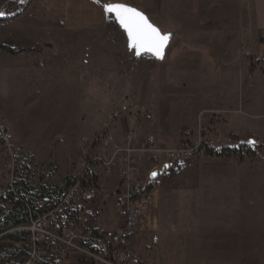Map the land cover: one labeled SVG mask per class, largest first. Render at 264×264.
I'll list each match as a JSON object with an SVG mask.
<instances>
[{"label": "rangeland", "instance_id": "rangeland-1", "mask_svg": "<svg viewBox=\"0 0 264 264\" xmlns=\"http://www.w3.org/2000/svg\"><path fill=\"white\" fill-rule=\"evenodd\" d=\"M91 1L99 12L85 16L88 24L51 31L43 20L35 33L41 47L39 41L37 50L21 55L7 52L28 40L21 35L18 41L15 18L0 24V195L14 191L17 182L32 186L37 199L64 191L93 157H104L91 142L109 131L120 142L131 134L138 146L153 137L159 149L185 150L187 155L176 169L154 180L146 156L140 155L130 182L143 188L150 182L153 190L138 202L146 209L155 194L170 217L160 221L164 227L159 226L158 233L149 230L145 214L146 229L131 238L132 264H185L192 253L186 244L191 241L194 250L195 239L202 243L214 235L194 226L196 205L200 212H211L200 220L206 229L215 234L230 231L226 235L236 237L246 232L248 244L256 247V234L264 231V77L259 76L264 75V0ZM161 1L168 17L160 29ZM107 3H124L144 14L146 6L152 8L148 12L157 21H150L162 33L172 34L165 59L130 52L125 33L104 12ZM75 4L54 0L43 17L62 21ZM238 4L248 6L246 19L239 18ZM22 5L19 0H0L4 13L0 17L21 13ZM38 10L35 21L44 11ZM245 25L247 34L236 35ZM219 28L220 35L213 33ZM184 35L200 40L184 50L175 43ZM185 52L190 58L188 74L180 69ZM32 60L29 69H34V77L18 76L17 67ZM22 78L33 80L23 94L17 90ZM116 110H121V120L110 125L108 117ZM116 162L109 175L105 165L97 167L101 198L88 206L91 217L84 220L88 226L107 230L124 226L116 195L126 186L120 178L123 162ZM243 195H259L263 203L249 205L248 211V205L237 201ZM195 197L200 202L211 197V203L196 204ZM231 197L234 200L227 201ZM9 209L4 205L5 211ZM245 211L256 214L241 226L229 221L234 219L232 212ZM9 233L0 235V264H21L31 251L28 239L15 242ZM154 234L157 243H152ZM207 254L194 252L192 258L205 262ZM247 254L248 260L264 264V251Z\"/></svg>", "mask_w": 264, "mask_h": 264}, {"label": "built area", "instance_id": "built-area-1", "mask_svg": "<svg viewBox=\"0 0 264 264\" xmlns=\"http://www.w3.org/2000/svg\"><path fill=\"white\" fill-rule=\"evenodd\" d=\"M121 115V110L113 112L108 117L109 124H116ZM91 148L100 150L104 157H93L71 177L58 199L46 197L38 201L36 215H30V221L19 228L28 234L31 250L21 264H132L131 238L146 229L144 209L138 202L144 188L130 182L138 170L140 155L146 156L152 172L165 165L176 169L187 155L185 150L159 149L153 137L147 138L141 146L134 144L131 134L125 135L120 142L110 131L95 138ZM117 159L123 162L120 178L126 186L116 195V206L124 226L115 230L88 226L84 222L91 217L88 206L101 198L97 167L105 165V173L109 175ZM151 240L157 243L159 238L154 234Z\"/></svg>", "mask_w": 264, "mask_h": 264}, {"label": "crops", "instance_id": "crops-1", "mask_svg": "<svg viewBox=\"0 0 264 264\" xmlns=\"http://www.w3.org/2000/svg\"><path fill=\"white\" fill-rule=\"evenodd\" d=\"M19 1L23 2V5L24 4L26 5V7H25V5L24 6L22 5L21 9H19L20 11L22 10L21 13L18 12L14 16H11V17L7 16V17H1V18H6L8 20H11V19L13 20L15 18V21L17 22L16 23V26H17L16 27L17 28L16 33H17V35L20 33L17 36L18 41H20L19 39H20L21 35L23 37L25 36L26 38H28V40L25 43H23L21 46H19L18 48L9 47L13 50L7 49L10 51H14V52H18V51L23 50L24 52L22 54L29 52V51L37 50L39 46H37L36 43H38L39 41H40L39 44L41 47L42 40H40V39L37 40V38H35L37 26L42 25L45 22H47V23H49V26H51L53 28L51 31H54V30L59 31V29H62V28L66 29L67 26L68 27L79 26V25H83L82 23L88 24V22L85 20L86 19L85 16L89 15L90 12H91V14L93 13L96 16V14H98V12H99L97 4H95L91 0H74V3H76L75 8L71 9L70 12L66 11L68 14L67 18L62 19V21H55L54 22V21L50 20L49 17H47V18L43 17V14L45 13V11H48L49 8L52 7L54 0H44L42 3H39V0H31L32 1L31 3L29 2L30 0H19ZM238 2H239V0H238ZM71 7H72V5H71ZM243 7L244 8H242L241 4L237 5V9H239V18H242V16H245V19H246V17H248V6L246 5ZM37 8H39L40 11H41V9H44V11H43L42 15L40 16L41 20L35 21L34 18L39 15L38 14L36 16H33L34 14H36L35 12L37 11ZM45 8H46V10H45ZM150 9L152 10V8L146 6L145 10H144L145 14L148 15L147 16L148 18H150L152 21L155 22L157 20L155 18L152 19L149 12H148V10H150ZM251 9L256 12L254 7L253 8L250 7V11H251ZM159 11H160V17H159L160 23L158 24L159 25L158 27H160V29H161V27H163V25H164L165 20L167 23V17H168L167 9L165 10V7L162 4V1L160 2ZM87 12H89V13L87 14ZM43 20H45V22ZM166 26H169V25L167 24ZM179 27H180L181 31L187 32L184 30L183 24L182 25L179 24ZM244 28H246V25L244 26ZM221 31L222 30H220V28H219V29H216L215 31H213V33H217L218 35H220ZM236 33H237L236 35H240L242 33L244 35H246L247 34V28L243 29V30H236ZM219 38H220V36H218V38L216 36L217 41L220 40ZM198 39L200 40V37L195 39L191 35H187V36L184 35V36H179L178 41H175V43H177L179 45H183L184 50H186L185 45L197 43ZM171 44H173V41L171 42ZM171 44H170V46H171ZM186 53L187 52H185L184 57L182 58V60H184V61H182L183 63H182V66L180 67V69L183 72L182 74H188L185 70H187V68H188L186 63L190 62V60H189L190 58L185 56ZM20 55H21V53H20ZM186 58L188 59L187 61H185ZM32 66H33V60L30 64H25V66L23 64L20 65L19 67H17L18 68L17 69V71H18L17 75L23 76L25 74V75H27V77H34V69L33 70L29 69L30 67L32 68ZM199 66H201V65H199ZM195 68L196 67H193L192 69L195 70ZM201 68L202 67H199L198 69L201 70ZM20 73H21V75H20ZM259 76L264 77L263 74H260ZM31 81H33V80H31ZM31 81H29L28 79L26 81L22 78V80L19 82V85L17 86L19 88L17 90L22 92V94L26 93L27 89H29L28 85L31 84ZM210 198L211 197L206 198L207 199L206 201L200 202L199 197H195V198H193V200H194L193 202L196 204H199V203L210 204L211 203ZM233 198L234 197L228 198L227 201L229 200L230 202H232V200H234ZM238 199H240V200H237V199H235V200L241 201V204L243 203L245 205H248L245 208L248 211L250 209L249 205H255V203L259 204L260 202L263 203V198L260 197L259 195H253L252 197L243 195V196H240ZM159 200L160 199L156 198V195L153 194L152 196L149 197L148 205L146 206L148 208L144 209V214H146V215L148 214L147 215L148 219L146 218V220L148 222L149 230H152V232L154 231V232H158V233H160L159 232V228H160L159 226L164 227V223H162L160 221L164 218V216L167 215L166 213H165L166 215H164L165 206L161 207L159 205V204H161V203H159ZM197 206L198 205H196V208L198 211L197 212L198 217L195 218V220L197 219V222L194 224V226L196 228H197V226H199L202 233L208 232L211 234L214 233V235L213 236L211 235L208 240H206L202 243H201V241H202L201 238L195 239L194 240V243H195L194 250L192 248H190L191 241L189 242L190 244L187 243L186 245H189V247H188L189 249H187L186 251L191 250L192 253L187 256V258L185 260V264H255L254 262L248 260L249 257H248L247 253L252 251V250H255L257 252L264 251V231H261V232L256 234V247H254L253 242L250 245L248 244L249 236H247L246 232H244L243 234L241 232H239L237 237L226 235V234H229L230 231L226 232V233L218 232L217 234H215L217 231L213 232V230H209V228L206 229L204 224L200 223V220L203 219L202 216L203 215L206 216L207 213L211 214V212H207V211L200 212V210H199L200 207L198 208ZM162 213H163V215H162ZM255 214H256V212H249V213L246 211L245 212H232L231 215L234 217V219L231 220V217H230L229 221H238L239 226H241V224L244 221L250 220V217L252 215H255ZM146 215H145V217H146ZM167 217H170V216L167 215ZM240 229H242V228H240ZM203 250L208 251L205 262H201L199 260V258H192L194 256V252L195 253H201ZM257 264H262V263L258 262Z\"/></svg>", "mask_w": 264, "mask_h": 264}, {"label": "trees", "instance_id": "trees-1", "mask_svg": "<svg viewBox=\"0 0 264 264\" xmlns=\"http://www.w3.org/2000/svg\"><path fill=\"white\" fill-rule=\"evenodd\" d=\"M8 19L0 17V24L6 22ZM6 50V49H4ZM13 55L23 53L24 51H9ZM14 191H7L0 195V235L3 233H9L7 236L15 242L27 241L28 234L26 232L17 231V229L30 221V215H36V208L38 201L48 197L51 199H58L63 191L54 194H42L39 199L33 192V187L25 185L24 183L17 182L14 185ZM153 190L152 183H148L144 186L142 191L143 195H149ZM4 205H9L10 209L5 211ZM29 247V246H28Z\"/></svg>", "mask_w": 264, "mask_h": 264}, {"label": "snow or ice", "instance_id": "snow-or-ice-1", "mask_svg": "<svg viewBox=\"0 0 264 264\" xmlns=\"http://www.w3.org/2000/svg\"><path fill=\"white\" fill-rule=\"evenodd\" d=\"M103 9L105 13L115 16L127 32L130 47L137 50V54L146 51L158 58H163L164 49L171 39L170 34L162 33L159 28L148 21L142 12L127 4L107 3L103 5ZM3 15L4 13L0 12V16ZM167 167L169 165H165V168ZM156 176L157 173L153 172L152 177Z\"/></svg>", "mask_w": 264, "mask_h": 264}, {"label": "water", "instance_id": "water-1", "mask_svg": "<svg viewBox=\"0 0 264 264\" xmlns=\"http://www.w3.org/2000/svg\"><path fill=\"white\" fill-rule=\"evenodd\" d=\"M138 10V9H137ZM141 12V11H140ZM143 13V12H142ZM144 14V13H143ZM146 17H147V15L146 14H144ZM113 17H114V19H115V21H116V23H117V25L121 28V30L125 33V35H126V37H127V41H128V49H129V51L130 52H134V54H135V56L136 57H142V56H145V55H150L151 57H153L156 61H163L164 59H165V57H166V53H167V49H168V47H169V45H170V42H171V39H172V34H170L171 35V39L169 40V42H168V44H167V46H166V48L164 49V52H163V58L161 59V58H158V57H156L155 55H153V54H151V53H149V52H146V51H142V52H140V54H137V50H135V49H133V48H131L130 47V42H129V39H128V35H127V32L124 30V28L120 25V23L118 22V20L115 18V16L114 15H112ZM147 19H148V21L151 23V24H153L151 21H150V19L147 17ZM154 25V24H153ZM155 26V25H154ZM156 27V26H155ZM158 28V27H157ZM161 31V30H160ZM162 32V31H161ZM253 141H250L249 143L250 144H253L252 143ZM170 170V168L169 167H167V168H165V167H163L161 170H159V171H155L156 173H157V176L155 177V178H157L159 175H162V174H164L166 171H169ZM155 178H153L152 176H151V180H154Z\"/></svg>", "mask_w": 264, "mask_h": 264}]
</instances>
